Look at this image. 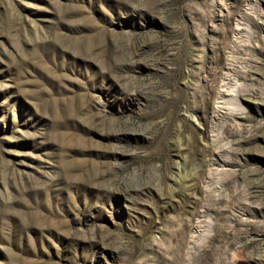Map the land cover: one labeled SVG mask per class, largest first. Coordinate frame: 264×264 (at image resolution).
<instances>
[{
    "label": "rangeland",
    "instance_id": "374dc122",
    "mask_svg": "<svg viewBox=\"0 0 264 264\" xmlns=\"http://www.w3.org/2000/svg\"><path fill=\"white\" fill-rule=\"evenodd\" d=\"M0 264H264V0H0Z\"/></svg>",
    "mask_w": 264,
    "mask_h": 264
}]
</instances>
